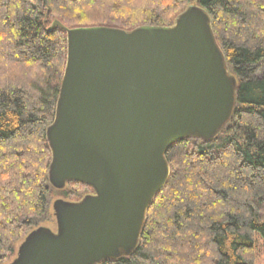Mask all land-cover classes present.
I'll return each mask as SVG.
<instances>
[{"label": "trees", "instance_id": "16d2710c", "mask_svg": "<svg viewBox=\"0 0 264 264\" xmlns=\"http://www.w3.org/2000/svg\"><path fill=\"white\" fill-rule=\"evenodd\" d=\"M192 3L207 9L238 80L236 104L211 140L184 138L148 208L138 247L96 264H254L264 240V0H0V263L48 220L56 189L47 127L55 117L68 27L168 26ZM63 188L79 200L92 187Z\"/></svg>", "mask_w": 264, "mask_h": 264}, {"label": "water", "instance_id": "95a60500", "mask_svg": "<svg viewBox=\"0 0 264 264\" xmlns=\"http://www.w3.org/2000/svg\"><path fill=\"white\" fill-rule=\"evenodd\" d=\"M67 32V59L47 127L52 186L92 187L57 198V227L39 225L7 264H96L131 254L171 173L168 148L211 140L230 120L238 80L197 3L168 26L50 28Z\"/></svg>", "mask_w": 264, "mask_h": 264}, {"label": "rangeland", "instance_id": "374dc122", "mask_svg": "<svg viewBox=\"0 0 264 264\" xmlns=\"http://www.w3.org/2000/svg\"><path fill=\"white\" fill-rule=\"evenodd\" d=\"M63 188L71 189L72 186L66 184L65 187H63ZM63 188H56L52 191V195L50 198L49 218H48V220L40 223V225H46V226H49L53 229H56L57 222H56V217H55L54 209H53L54 201L57 198H63V199H67V200H74L77 198L76 196H73V195L67 197L62 192ZM82 190H85L87 193H91V191H89L88 189L80 188V191H82ZM23 239L24 238L19 239L13 244V252L11 253V256L8 258V260H4L0 264H7L14 259V257L17 255L18 246L20 245V243ZM252 252H253V258H254V264H264V240L263 239L257 240Z\"/></svg>", "mask_w": 264, "mask_h": 264}]
</instances>
